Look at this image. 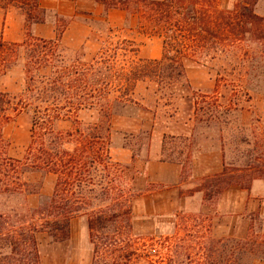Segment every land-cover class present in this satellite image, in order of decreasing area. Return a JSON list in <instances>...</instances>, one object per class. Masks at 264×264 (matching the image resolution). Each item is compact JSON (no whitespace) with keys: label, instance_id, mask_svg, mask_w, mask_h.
I'll return each mask as SVG.
<instances>
[{"label":"trees","instance_id":"obj_1","mask_svg":"<svg viewBox=\"0 0 264 264\" xmlns=\"http://www.w3.org/2000/svg\"><path fill=\"white\" fill-rule=\"evenodd\" d=\"M10 1L25 6L29 20H37L40 0ZM92 1L104 6L105 13L119 10L143 16L152 25L163 38V57L152 64L169 71L168 79L185 78L187 60L201 63L206 58L215 61L232 55L239 61L254 63L256 48H261L264 58V17L255 12L259 0H235L231 9L222 8L221 0ZM105 17L93 25L111 40L118 31ZM62 35L56 33L53 39L28 35L21 43H0V77L18 74L21 86L15 96L0 92V196L39 195L42 181L31 184L25 177H56L52 196L38 208L24 212L0 210V264H40L38 236L45 234L54 244L68 241L72 221L79 215L88 217L93 237L100 230L108 231L109 225L129 221L131 215L128 196L120 193L113 197L111 173L121 166L112 161L110 146L113 120L136 105L131 98L132 84L138 80L136 71L118 60L121 47L134 48V42L124 40L114 47L103 44L101 51L87 60L84 53L65 46ZM21 111L31 114L30 142L23 158L14 159L9 156L10 144L3 130L13 119L12 114ZM88 112L97 115L94 122L81 120V115ZM63 123L70 126L62 129ZM228 172L223 164V172L204 186L208 200L233 186L248 190L254 180L264 181V165L256 168L257 175L247 185L229 177ZM104 179L110 182L102 189ZM98 193L105 196L104 200L117 202L119 209L98 208ZM254 220L251 217L244 239H208L196 254L202 260L200 264L264 262V234L256 231ZM110 246L123 252L119 240L106 248ZM190 248L169 245L166 257H157V261H150L144 253L128 251L127 256L105 264H138L142 260L149 264H183L180 250L187 252V264H195ZM95 249L98 256L104 248L95 245Z\"/></svg>","mask_w":264,"mask_h":264},{"label":"rangeland","instance_id":"obj_2","mask_svg":"<svg viewBox=\"0 0 264 264\" xmlns=\"http://www.w3.org/2000/svg\"><path fill=\"white\" fill-rule=\"evenodd\" d=\"M220 4L224 9H231L235 0H221ZM99 6L104 8L101 4ZM35 16L37 20L31 21L25 6L0 0V43H21L28 35L53 39L56 33L63 32L64 45L84 53L87 60H91L101 51L103 44L114 47L124 40L133 41L134 48L121 47L118 60L127 69H134L138 77L131 91L136 105H131L124 116L113 120L110 146L112 161L121 166L111 173L113 197L120 193L128 196L129 221L109 225L108 231L100 230L93 237L88 217L79 215L72 221L68 241L54 244L45 234L38 236L40 264L112 263L118 256H127L128 251L144 253L150 261H157V257H166L169 245L174 244L189 245L188 252L192 253L195 264L202 263L196 256L201 245L208 239L228 237L224 235L226 223L213 212L219 196L213 194L211 200L205 196L204 186L215 176L197 179L192 189H165L147 184L143 166L149 160L183 164L186 182L198 152L221 148L229 177L247 185L257 175L256 168L264 165V58L261 48L255 49L257 61L254 63L247 59L239 61L232 55L215 61L206 58L201 63L187 60L185 78L168 79L169 71L152 64L163 57V38L143 16H132L133 20L114 28L118 32L111 40L95 30L93 22L102 21L97 15L80 13L71 19L42 4L41 12ZM72 22L90 31V43L81 44L86 33L77 28L70 30ZM142 49L147 52L146 57L141 54ZM18 81V74L1 76L0 92L18 95L21 90ZM12 117L3 135L10 144L9 156L22 159L30 142L31 114L21 111ZM96 118L97 115L91 112L81 115L85 123L94 122ZM191 118L193 122L189 128L185 127ZM69 126V123L61 124L62 129ZM151 128H154V135ZM191 131L192 137L186 138ZM159 140L163 141L161 148L157 144ZM127 157H132L130 164L123 163ZM25 180L31 184L42 181L40 194L31 197L3 194L0 196V210L24 212L36 209L52 196L56 177L46 175L41 179L40 174H29ZM108 182V179L103 180L102 189L109 186ZM209 191L212 190L207 193ZM196 192L203 193L205 202L202 206L180 202ZM98 194L102 200L95 203L98 208L104 211L119 209L117 202L104 200L105 196ZM253 218L256 231L263 235L264 219L259 215ZM114 240H119L122 253L116 252L112 246L106 248ZM94 244L104 248L98 256ZM179 252L183 264H187L184 256L187 252ZM138 264H149V261L142 260ZM253 264L264 262L255 261Z\"/></svg>","mask_w":264,"mask_h":264},{"label":"crops","instance_id":"obj_3","mask_svg":"<svg viewBox=\"0 0 264 264\" xmlns=\"http://www.w3.org/2000/svg\"><path fill=\"white\" fill-rule=\"evenodd\" d=\"M42 4L46 5V8L50 10H57L60 16L71 19L77 18L80 13L97 15L100 16L102 20L103 16H106V21L111 28H119L128 20H133L132 16L119 10H109L105 13V9L100 7L99 4L92 3L88 0H40L41 8ZM255 12L259 16L264 17V0L258 1ZM74 28L80 29L86 33L85 39L81 44L87 45L90 43V31H88L85 26L76 25L72 22L69 29L72 30ZM141 54L146 57L147 52L142 49ZM192 122L193 118L189 119L184 126L189 128ZM151 130L154 135V128H151ZM191 134L192 131L185 135V137L191 138L193 135ZM162 143V140L157 141L160 148ZM131 162L132 157H127L123 161L125 164H130ZM223 164V152L221 148L202 150L195 155L191 176L186 182L183 178V164L177 163L149 160L143 166V175L147 184L160 185L165 189L188 190L196 186L197 179L220 175L223 172ZM49 176L54 175L49 174ZM185 201L198 203L199 206H202L205 202L202 192H196L193 196L185 200L181 199L180 202L183 204ZM213 212L220 221L226 223L225 236L239 239L245 238L249 232L251 217L259 215L264 219V181L254 180L248 190L239 186L229 188L215 201Z\"/></svg>","mask_w":264,"mask_h":264}]
</instances>
